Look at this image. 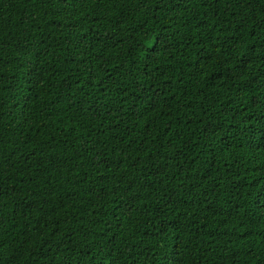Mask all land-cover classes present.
<instances>
[{"label":"trees","instance_id":"16d2710c","mask_svg":"<svg viewBox=\"0 0 264 264\" xmlns=\"http://www.w3.org/2000/svg\"><path fill=\"white\" fill-rule=\"evenodd\" d=\"M0 264H264V0H0Z\"/></svg>","mask_w":264,"mask_h":264}]
</instances>
